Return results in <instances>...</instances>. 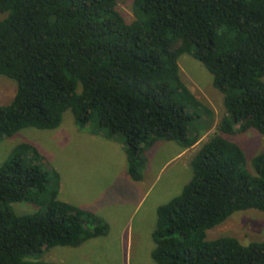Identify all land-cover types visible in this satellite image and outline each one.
Segmentation results:
<instances>
[{
    "label": "trees",
    "instance_id": "1",
    "mask_svg": "<svg viewBox=\"0 0 264 264\" xmlns=\"http://www.w3.org/2000/svg\"><path fill=\"white\" fill-rule=\"evenodd\" d=\"M0 0V76L16 81L0 106V141L34 127L54 130L72 111L81 132L120 139L134 181L159 141L196 145L213 112L185 85L189 54L213 75L226 115L195 155L194 176L158 207L152 258L158 264H264V241L243 244L207 232L234 214L264 212V151L246 169L244 150L227 135H264V0ZM208 117V118H207ZM61 174L31 144L0 167V264L42 261L54 247L107 236L97 213L60 199ZM15 203L41 207L17 214Z\"/></svg>",
    "mask_w": 264,
    "mask_h": 264
},
{
    "label": "rangeland",
    "instance_id": "2",
    "mask_svg": "<svg viewBox=\"0 0 264 264\" xmlns=\"http://www.w3.org/2000/svg\"><path fill=\"white\" fill-rule=\"evenodd\" d=\"M117 8L128 23L135 20L133 0L119 1ZM7 16L8 13L0 12V21ZM179 65L183 82L213 112V122L203 132L200 141L180 157L175 158L179 150L177 145H180L173 141H161L149 149L145 153V182L137 191L122 179L124 153L102 143L105 141L89 137L90 133L81 132L75 125L72 111L65 113L61 127L55 130L29 127L0 141V167L18 145L35 146L61 174L62 201L90 211L92 206L98 209L107 207L106 211H133L128 225L123 223L122 228L114 225L107 236L91 239L79 247H54L42 254L40 260L61 264H158L152 258L156 247L153 233L157 207L182 193L194 176L191 163L195 155L218 132V124L226 115L224 96L214 87L213 75L208 69L189 54L180 58ZM16 92V81L0 76V106L10 105ZM226 137L244 150L246 169L255 175L253 159L264 151V135L250 129ZM166 144L169 146L167 150ZM13 208L20 215L41 209L28 203H15ZM224 236L235 237L243 244L263 242L264 212H238L207 232L208 240Z\"/></svg>",
    "mask_w": 264,
    "mask_h": 264
},
{
    "label": "crops",
    "instance_id": "3",
    "mask_svg": "<svg viewBox=\"0 0 264 264\" xmlns=\"http://www.w3.org/2000/svg\"><path fill=\"white\" fill-rule=\"evenodd\" d=\"M61 127V126H60ZM75 130L74 131H77L76 128H74ZM55 130V129H54ZM89 136V134H87ZM91 136L89 137H92L93 139H100L101 141H105V142H102L104 144H107L109 145L110 147H115L116 150L120 153H124L125 155V161L123 163V167H122V172H121V175H122V179H124L129 185H131L132 187V190H139L141 187H143L142 185L144 184L145 182V179H143L142 181H134L129 173H128V158H127V153L125 151V147H124V144L121 142L120 139H107L105 138L104 136H101V135H93V134H90ZM161 141L157 142L152 148L156 147L157 144H159ZM168 143H172V141H167ZM174 142V141H173ZM172 145V144H171ZM177 145V144H175ZM167 150V148H169L168 144H166V146H164ZM175 147V146H173ZM178 152H177V155L175 158L177 157H180L182 156L183 154L187 153V151L189 152V149H184L182 148L181 146H178ZM180 147V148H179ZM62 183V181H61ZM63 184H61V189H60V196L63 192ZM104 198V197H103ZM105 200V199H104ZM105 204L104 203V207H105ZM161 206V205H160ZM93 207V211L96 212L97 214L101 215L104 219L107 220V222L110 224V227L112 228L114 225L118 228H122V224L124 223L125 226L128 225V222L130 221L129 220V217L131 216V214L133 213V211L131 210V212H118L116 210H112V211H106V208H101L99 207L98 208H95L94 206ZM86 209V208H84ZM105 209V210H104ZM87 210H90L89 208ZM91 210V211H92ZM157 210H158V207H157ZM113 229V228H112Z\"/></svg>",
    "mask_w": 264,
    "mask_h": 264
}]
</instances>
